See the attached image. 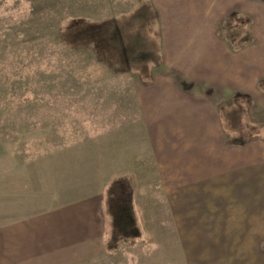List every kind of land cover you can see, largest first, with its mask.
I'll use <instances>...</instances> for the list:
<instances>
[{
	"label": "rangeland",
	"instance_id": "374dc122",
	"mask_svg": "<svg viewBox=\"0 0 264 264\" xmlns=\"http://www.w3.org/2000/svg\"><path fill=\"white\" fill-rule=\"evenodd\" d=\"M149 5L0 0V183L27 165L49 172L64 152L68 164L87 152L97 154L103 168L114 167L104 192L101 234L93 246V234H85L83 256L70 264H264L262 166H228L223 175L178 192L167 173L162 190L150 173L151 158L140 150L138 130L91 137L106 127L92 126L86 109L127 101L118 88L139 83L140 73L148 72L147 55L139 54L155 56L144 36L153 19ZM125 70L136 80L125 77ZM250 111L254 127L244 117L231 118L240 124L227 128L238 132L234 139L264 140V112ZM95 179L90 174L86 181Z\"/></svg>",
	"mask_w": 264,
	"mask_h": 264
},
{
	"label": "crops",
	"instance_id": "0c3cea01",
	"mask_svg": "<svg viewBox=\"0 0 264 264\" xmlns=\"http://www.w3.org/2000/svg\"><path fill=\"white\" fill-rule=\"evenodd\" d=\"M149 3L153 19L144 36L155 56L140 52V58L147 55L149 69L140 73L139 83L125 70L131 82L118 89L127 101L86 109L92 126L106 127L91 137L138 130L140 150L151 158L150 173L162 190L167 173L178 192L223 175L228 166L264 169V140L234 139L238 132L227 129L240 126L232 122L235 116L254 127L250 110L264 112V0ZM123 62L128 64L126 51ZM84 154L68 164L69 154L57 153L63 160L51 161L49 172L27 165L13 169L9 182L2 178L0 264L76 263L85 234H93V246L114 167L105 169L97 154ZM90 174L97 179L86 181Z\"/></svg>",
	"mask_w": 264,
	"mask_h": 264
},
{
	"label": "trees",
	"instance_id": "16d2710c",
	"mask_svg": "<svg viewBox=\"0 0 264 264\" xmlns=\"http://www.w3.org/2000/svg\"><path fill=\"white\" fill-rule=\"evenodd\" d=\"M75 36H76V35H75ZM77 36H78V35H77ZM77 36H76V37H77ZM122 211H125V209H124V210L122 209ZM125 223H127V222H125Z\"/></svg>",
	"mask_w": 264,
	"mask_h": 264
}]
</instances>
